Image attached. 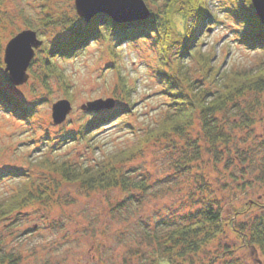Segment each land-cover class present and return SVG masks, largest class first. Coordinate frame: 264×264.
<instances>
[{"label":"rangeland","instance_id":"obj_1","mask_svg":"<svg viewBox=\"0 0 264 264\" xmlns=\"http://www.w3.org/2000/svg\"><path fill=\"white\" fill-rule=\"evenodd\" d=\"M163 1L146 3L153 12ZM53 21L57 23L51 24ZM62 21L70 23L69 27L85 25L76 12L75 0H0L2 60L7 42L30 26L43 41L41 47L48 44L49 36L68 35ZM231 24L229 20L211 25L204 34L202 46L216 54L215 64L223 70L239 71L264 66V51L233 41ZM39 56L37 51L35 57ZM156 59V51L147 40H93L79 55L57 60L65 84L51 75L46 78L47 88L38 62L28 69L25 84L16 86L9 80L10 84L2 86L22 101L37 103L31 123L0 110V171L27 169L29 188L44 189L49 195L0 221V264H10L8 256L18 258L17 264H151L155 237L184 221L201 194L220 199L226 220L234 218L237 211L238 222L248 223L263 210L264 183L258 175L264 162V93L247 94L220 115L231 135L229 144L211 147L195 123L189 134L201 155L190 163L188 173L177 167L184 155L193 156V149L183 140L171 136L145 143L141 153L122 167L131 180L143 181L145 190L117 187L88 191L79 184L61 182L39 167H30L31 160L46 151L51 159L94 166L106 154L135 145L168 109V97L153 72ZM127 92L131 93V109L91 129L92 141L78 137L87 123L108 114L90 112L83 106L100 100L114 104L111 110L121 104L128 106ZM61 99L69 100L72 109L66 120L56 125L52 106ZM256 99L259 104L256 102L253 124L237 128L238 120L234 119L244 111L251 113ZM67 133L75 134V139L58 144V136ZM49 134L55 137L51 152L43 140ZM20 184L11 175L1 178L0 200L5 201ZM223 258L239 264H264V256L244 247L231 229L196 261L221 263Z\"/></svg>","mask_w":264,"mask_h":264},{"label":"trees","instance_id":"obj_2","mask_svg":"<svg viewBox=\"0 0 264 264\" xmlns=\"http://www.w3.org/2000/svg\"><path fill=\"white\" fill-rule=\"evenodd\" d=\"M147 20V25L139 29L129 28L125 23H117L104 14L96 15L84 26L69 27L70 23L65 24L62 21L65 24L63 29L69 32L68 35H75L77 39L71 44H64L61 43V36L57 38L49 36L48 44L36 49V53L38 51L41 56L33 58L29 69L40 62L45 78L44 85L47 88L46 78L51 75L57 76L59 81L65 84L64 74L56 66L57 60L79 55L91 41L105 40L120 43L124 40H147L157 54L156 64L153 67L154 75L162 86V93L168 97L166 102L168 109L165 110L164 115L158 119L154 127L138 138L135 145L106 154L94 166H79L66 159H51L46 151L41 157L33 158L30 167H39L42 171L58 176L61 182L76 183L88 191L117 187L145 190L146 185L143 181L131 180L122 167L140 154L144 144L150 140L178 137L193 149L195 157L189 158L188 155H184L182 160L178 161V169L186 173L190 169V163L198 161L201 155L199 145L189 134V130L196 122L201 126L203 135L211 147L215 148L218 144H229L232 141L228 128L220 122V115L229 106H235L240 99H244L247 94L252 93L257 96L264 93V66L255 71L223 70L215 64L216 54L211 49H204L202 45L204 34L211 25L224 24L225 21L230 20L233 41L247 49L264 51V24L260 21L252 1L164 0L162 7L151 12ZM56 23L51 22L53 25ZM28 29L33 30V27L30 26ZM1 53L0 37V110L31 123L37 102L22 101L2 88L9 83V77L3 71L4 61ZM209 85L215 90L210 89ZM125 97L128 106L121 104L114 110H111L112 108L91 110L90 112L101 111L108 114L87 123L82 130H79L78 137L92 141L94 136L88 134L91 129L131 109V93L127 92ZM256 102L259 104V100L253 101L249 109L251 113L244 111L239 118L234 119L238 120L237 128H248L253 124V113L257 111ZM75 136L72 133L58 136L57 143L73 140ZM33 137L36 139L35 134ZM54 139L55 137L50 134L43 138L48 152L53 150ZM6 175L19 179L21 184L5 201L0 200V221L20 211L24 206L49 195L44 189L29 188L27 169L12 168L0 171V179ZM258 176L264 183V162L261 164ZM196 201L195 206L185 214L184 221L155 237L156 247L152 252L151 264H162V262L218 264L220 260L214 263L213 260L197 262L196 257L213 241L225 234L227 229L238 234L244 247L254 248L264 256V206L250 222L240 223L236 215L240 212L237 211L234 218L233 216L230 220L224 218L223 205L216 196L201 194ZM254 205L258 206V203ZM8 259L10 264H17L18 258L8 256ZM221 261L219 264H239L235 259L223 258Z\"/></svg>","mask_w":264,"mask_h":264},{"label":"water","instance_id":"obj_3","mask_svg":"<svg viewBox=\"0 0 264 264\" xmlns=\"http://www.w3.org/2000/svg\"><path fill=\"white\" fill-rule=\"evenodd\" d=\"M251 1L260 21L264 24V0ZM75 8L78 16L85 22H89L98 14L107 15L117 23H125V18L134 13L145 14L147 18L151 15V11L145 0H75ZM21 36L28 37L31 55L26 62L13 63L10 55L12 44ZM42 44L43 41L38 38L37 32L32 29L19 32L7 42L4 50L5 72L14 85L20 86L27 82L29 78V66L35 57L36 49L42 46ZM113 105L100 100L90 102L82 108L91 111L104 108L111 109L114 107ZM71 109V102L67 99H61L54 103L52 106V119L54 124L59 125L63 123Z\"/></svg>","mask_w":264,"mask_h":264},{"label":"snow or ice","instance_id":"obj_4","mask_svg":"<svg viewBox=\"0 0 264 264\" xmlns=\"http://www.w3.org/2000/svg\"><path fill=\"white\" fill-rule=\"evenodd\" d=\"M87 19V17H86ZM148 23L147 16L145 14L134 13L130 14L125 18V24L132 29H139L145 27ZM77 37L69 34L61 37V43L71 44ZM11 60L13 63L26 62L28 57L31 55L29 39L26 36H21L15 40L11 48Z\"/></svg>","mask_w":264,"mask_h":264}]
</instances>
